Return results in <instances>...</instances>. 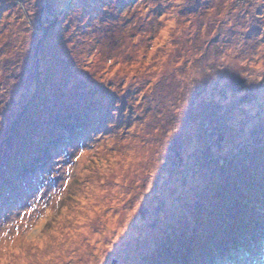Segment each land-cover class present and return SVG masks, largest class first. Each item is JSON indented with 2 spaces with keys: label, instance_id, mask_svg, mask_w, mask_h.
I'll return each instance as SVG.
<instances>
[{
  "label": "rangeland",
  "instance_id": "374dc122",
  "mask_svg": "<svg viewBox=\"0 0 264 264\" xmlns=\"http://www.w3.org/2000/svg\"><path fill=\"white\" fill-rule=\"evenodd\" d=\"M263 238L264 0H0V264H264Z\"/></svg>",
  "mask_w": 264,
  "mask_h": 264
},
{
  "label": "trees",
  "instance_id": "16d2710c",
  "mask_svg": "<svg viewBox=\"0 0 264 264\" xmlns=\"http://www.w3.org/2000/svg\"><path fill=\"white\" fill-rule=\"evenodd\" d=\"M262 241H264V238H263ZM263 243H264V242H263ZM233 249L238 250L239 252H241V251H240V250H241L240 248H239V249H238V248H233ZM232 252H235V251L233 250V251H231V253H232ZM231 253H228V254H231ZM238 256H239V255H238ZM238 259H239V257H238Z\"/></svg>",
  "mask_w": 264,
  "mask_h": 264
}]
</instances>
